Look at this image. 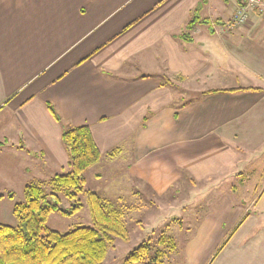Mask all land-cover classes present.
<instances>
[{
  "label": "crops",
  "instance_id": "obj_1",
  "mask_svg": "<svg viewBox=\"0 0 264 264\" xmlns=\"http://www.w3.org/2000/svg\"><path fill=\"white\" fill-rule=\"evenodd\" d=\"M198 1L0 0V149L10 153L0 156V206L10 201L11 213L14 200L5 196L14 198L15 186L23 193L24 176L42 185L67 168L68 127L89 128L97 163L127 149L129 184L157 196L181 179L239 169L240 149L256 145L241 142L244 126L264 121V55L256 52L264 16L252 10L245 25L230 27L201 15L207 0L204 23L182 40ZM237 8L235 0L232 15ZM197 80L216 87L193 98L173 94ZM206 91L218 92L201 97ZM263 199L213 204L176 264H264Z\"/></svg>",
  "mask_w": 264,
  "mask_h": 264
},
{
  "label": "rangeland",
  "instance_id": "obj_2",
  "mask_svg": "<svg viewBox=\"0 0 264 264\" xmlns=\"http://www.w3.org/2000/svg\"><path fill=\"white\" fill-rule=\"evenodd\" d=\"M234 1L211 0L201 15L218 16L227 23L232 15ZM256 44L258 55H264V37L258 38ZM224 74L231 77L226 72ZM214 86H201V80H197L187 86H179L186 90L185 94L181 90H176L173 94L176 98H193L199 95L200 87L209 89ZM171 89L175 90V86ZM251 126V123L244 126L241 136L245 140L241 142L246 145L248 138H255L256 145L249 150L240 149L238 157L244 162L239 169H234V166L227 167L222 173L202 182L181 179L161 196L152 193L147 186L129 184L125 174L127 149H124V156L103 159L88 168L83 174L84 188L95 192L103 202L109 203L120 213L128 231V240L113 238L109 243L104 264H124L127 254L146 240H149L150 252L144 262L139 264L151 261L156 256L157 264H176L178 261L175 256H180L182 246L186 245L197 229L212 215V206H215L213 204H224L220 203L224 201L226 204L241 205L243 201L246 204L258 201L264 193V121L255 123L252 128ZM7 148L9 146L4 144L0 149V156L10 155ZM28 162L25 158L16 163ZM24 177L27 178V184L39 185L34 177ZM50 188L49 183L45 182L42 186L44 194L48 195ZM14 190V202H21L23 193H18L16 186ZM241 191H245L246 196ZM57 196L59 205L64 209L72 203L63 192L57 193ZM76 201L83 205L78 212L69 217L53 212L48 216L46 226L59 233H67L77 226H91L85 196L78 194ZM3 202L7 204V208L3 204L0 206V224L14 226L16 221L9 211L11 202L6 199ZM259 204H264V199ZM230 231L231 234L233 230Z\"/></svg>",
  "mask_w": 264,
  "mask_h": 264
},
{
  "label": "trees",
  "instance_id": "obj_3",
  "mask_svg": "<svg viewBox=\"0 0 264 264\" xmlns=\"http://www.w3.org/2000/svg\"><path fill=\"white\" fill-rule=\"evenodd\" d=\"M206 2L200 0L192 9L180 39L190 41L189 32L197 23H204V20H200V12ZM161 82L173 86L167 76ZM215 92L218 91L203 92L201 97ZM47 107L53 118L60 121L54 107L51 104H47ZM61 141L68 154V164L65 170L55 173L47 182L51 192L44 194L43 184L25 185L23 200L14 202L11 209L16 224H0V264H104L112 239L128 240V231L121 214L109 203L103 202L95 192L84 188V172L100 158L89 128L68 127L62 131ZM60 192L72 202L66 209L59 205L57 193ZM78 194L85 196L91 226H77L67 233L49 229L46 222L51 213L69 217L82 208L83 205L76 201ZM3 197L0 194V199ZM5 197L13 199L9 193ZM149 252V240H146L127 254L124 264L142 263ZM156 258L144 264H157Z\"/></svg>",
  "mask_w": 264,
  "mask_h": 264
},
{
  "label": "built area",
  "instance_id": "obj_4",
  "mask_svg": "<svg viewBox=\"0 0 264 264\" xmlns=\"http://www.w3.org/2000/svg\"><path fill=\"white\" fill-rule=\"evenodd\" d=\"M257 10L264 16V0H238V8L227 22L230 27H241L248 21V13Z\"/></svg>",
  "mask_w": 264,
  "mask_h": 264
}]
</instances>
